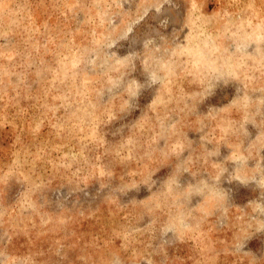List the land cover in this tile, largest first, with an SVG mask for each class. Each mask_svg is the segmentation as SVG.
Masks as SVG:
<instances>
[{"label":"rangeland","instance_id":"374dc122","mask_svg":"<svg viewBox=\"0 0 264 264\" xmlns=\"http://www.w3.org/2000/svg\"><path fill=\"white\" fill-rule=\"evenodd\" d=\"M0 264H264V0H0Z\"/></svg>","mask_w":264,"mask_h":264}]
</instances>
